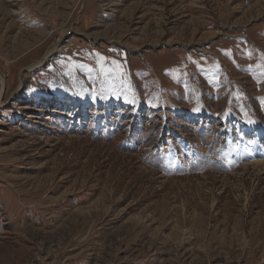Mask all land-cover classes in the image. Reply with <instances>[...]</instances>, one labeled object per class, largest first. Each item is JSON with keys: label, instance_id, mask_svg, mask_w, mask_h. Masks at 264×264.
<instances>
[{"label": "rangeland", "instance_id": "rangeland-1", "mask_svg": "<svg viewBox=\"0 0 264 264\" xmlns=\"http://www.w3.org/2000/svg\"><path fill=\"white\" fill-rule=\"evenodd\" d=\"M0 76V264H264V0H0Z\"/></svg>", "mask_w": 264, "mask_h": 264}, {"label": "snow or ice", "instance_id": "snow-or-ice-1", "mask_svg": "<svg viewBox=\"0 0 264 264\" xmlns=\"http://www.w3.org/2000/svg\"><path fill=\"white\" fill-rule=\"evenodd\" d=\"M96 55H97L98 74L100 76L104 77L105 80L109 79L115 73L120 71V64H119L118 61L112 60L110 62L111 66H106L107 58L102 56V55H100V54H98V53ZM73 67H79L81 69H84L85 65L79 64V65H74ZM86 70L89 73V75H91L94 71H97V69H93V68H87Z\"/></svg>", "mask_w": 264, "mask_h": 264}, {"label": "bare ground", "instance_id": "bare-ground-1", "mask_svg": "<svg viewBox=\"0 0 264 264\" xmlns=\"http://www.w3.org/2000/svg\"><path fill=\"white\" fill-rule=\"evenodd\" d=\"M48 55V54H47ZM47 55H45L44 57H43V59L42 60H44L45 58H47ZM0 82H1V85L2 84H4L3 83V78L0 76ZM2 94V87H0V95Z\"/></svg>", "mask_w": 264, "mask_h": 264}]
</instances>
